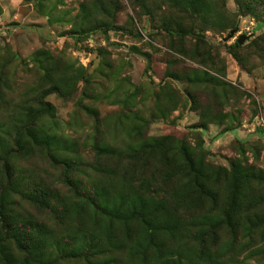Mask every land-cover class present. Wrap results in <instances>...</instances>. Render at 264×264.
I'll return each mask as SVG.
<instances>
[{
  "label": "rangeland",
  "instance_id": "374dc122",
  "mask_svg": "<svg viewBox=\"0 0 264 264\" xmlns=\"http://www.w3.org/2000/svg\"><path fill=\"white\" fill-rule=\"evenodd\" d=\"M242 9L0 0V264H264V13Z\"/></svg>",
  "mask_w": 264,
  "mask_h": 264
},
{
  "label": "trees",
  "instance_id": "16d2710c",
  "mask_svg": "<svg viewBox=\"0 0 264 264\" xmlns=\"http://www.w3.org/2000/svg\"><path fill=\"white\" fill-rule=\"evenodd\" d=\"M236 3V7L241 10L242 7L244 6V8L242 10H244L246 13H251L254 16H257V12L256 9L258 8H262V12L264 13V0H235ZM20 136V134H19ZM37 138V139H36ZM28 137V142H31L32 144H34L35 142L39 143L40 139H44V144H46L47 142H49V138H45L43 136H38V137ZM16 142L17 144H19V137L16 138ZM57 144L59 143V140L57 139ZM3 229L5 230V232L7 231V228L4 226ZM15 241V244L17 245V247L19 249L22 248V242L19 241V239L17 237L12 238Z\"/></svg>",
  "mask_w": 264,
  "mask_h": 264
},
{
  "label": "water",
  "instance_id": "95a60500",
  "mask_svg": "<svg viewBox=\"0 0 264 264\" xmlns=\"http://www.w3.org/2000/svg\"><path fill=\"white\" fill-rule=\"evenodd\" d=\"M233 33H234V30H232V31L229 33L228 38L232 37ZM243 39H244V37L241 36L240 39L238 40V43H241ZM131 51L134 52V53H136V54H140L138 51H136V50H134V49H131Z\"/></svg>",
  "mask_w": 264,
  "mask_h": 264
}]
</instances>
